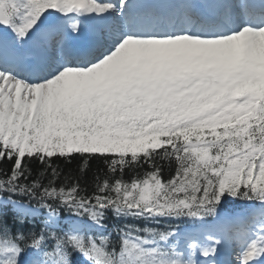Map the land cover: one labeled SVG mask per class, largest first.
Here are the masks:
<instances>
[{
    "label": "snow or ice",
    "instance_id": "1",
    "mask_svg": "<svg viewBox=\"0 0 264 264\" xmlns=\"http://www.w3.org/2000/svg\"><path fill=\"white\" fill-rule=\"evenodd\" d=\"M0 264H264V0H0Z\"/></svg>",
    "mask_w": 264,
    "mask_h": 264
},
{
    "label": "trees",
    "instance_id": "2",
    "mask_svg": "<svg viewBox=\"0 0 264 264\" xmlns=\"http://www.w3.org/2000/svg\"><path fill=\"white\" fill-rule=\"evenodd\" d=\"M58 163H59V161H58ZM96 165H97V162L93 161L91 166H92L93 169H95L96 168ZM2 166L5 169H7L8 167H10V165L7 162H5ZM61 167L64 168L66 172L69 171V170H71L75 174V171H76L75 164H72V165H64V164H61Z\"/></svg>",
    "mask_w": 264,
    "mask_h": 264
}]
</instances>
